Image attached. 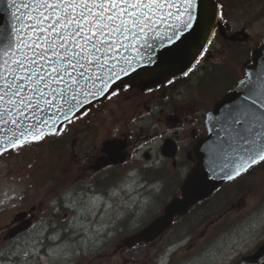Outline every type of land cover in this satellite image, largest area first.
<instances>
[{
    "label": "snow or ice",
    "instance_id": "6c2138e0",
    "mask_svg": "<svg viewBox=\"0 0 264 264\" xmlns=\"http://www.w3.org/2000/svg\"><path fill=\"white\" fill-rule=\"evenodd\" d=\"M176 0H0V12L16 17L19 28L0 33V124L11 123L20 136L39 139L46 124L43 113L55 108L63 114L80 103L81 95H94L91 88H107V81L131 69L141 48L151 52L160 40L149 42L154 25L162 22L163 9ZM192 27L196 0H180ZM179 11V9H178ZM181 13V15L184 14ZM173 14L169 11L168 16ZM15 33V37H13ZM177 33L174 31L172 36ZM171 42V37H166ZM140 47H137V45ZM123 49V52H121ZM134 49L136 55H126ZM195 67V65H193ZM192 68L183 72L187 76ZM171 83V81H169ZM242 86L251 83L242 80ZM40 113L41 115H37ZM5 116L9 120H5ZM36 121L25 127V121ZM52 119V117H49ZM67 119V117H65ZM233 151L243 164L264 161V90L250 91L230 110ZM15 136L9 143H13ZM243 170L238 165L236 173ZM231 179L230 174H226Z\"/></svg>",
    "mask_w": 264,
    "mask_h": 264
},
{
    "label": "rangeland",
    "instance_id": "374dc122",
    "mask_svg": "<svg viewBox=\"0 0 264 264\" xmlns=\"http://www.w3.org/2000/svg\"><path fill=\"white\" fill-rule=\"evenodd\" d=\"M222 1L224 3L225 18H227V21L231 24L232 30L248 33V39L251 37L253 41L258 43L261 42L264 38V0H247V2L241 4L243 7L238 9L229 5L228 2L225 3V0ZM239 37L243 38V35L240 34ZM215 43H218L217 37H215L213 45ZM246 43L247 44L243 45H234L231 47L232 49L227 50V54L223 51L222 54L217 55V58L212 57L214 61L211 63L222 60L225 62L227 58L233 60L231 64L223 66L225 71L232 78L231 85L243 74L244 66L242 63L249 57L247 52L251 49L250 44H252V41L250 40ZM204 67L205 66L199 67L198 70L192 74L194 80L200 78ZM222 78L223 77L218 76L212 83H216ZM198 81L199 82L197 83L190 84V87H187V90L185 89L187 92L189 90L188 88H190V94L193 97L203 96L201 93L203 86L200 80ZM225 82L226 80H222L218 83L220 86L229 83ZM220 86L216 83L215 86L212 87V93L210 94L212 99L215 98L216 94L220 93ZM196 101H199L200 104H202L204 100H190V102L193 103H197ZM110 104L111 100L103 102L98 106V108H101V114L99 115L98 125L95 128L98 130L99 134L106 133L111 135L117 132L121 123L130 118L131 101L129 99H124L122 103H117L115 107H111ZM200 109L201 106L192 112L197 113ZM93 112L94 110L92 113ZM169 123L171 124L172 121ZM190 135L192 136V139H196L193 132H191ZM23 147L24 146H22L19 151H21ZM45 148L46 150H42L41 153L36 147L24 149L21 152L13 151L0 159V246L1 244H5L2 248L0 247V255L2 253L5 254V251L9 250V252H6L9 258L7 260H0V264H133L134 261H138L137 264H151L153 261H151L150 258L145 257V255H153L156 251L157 240L148 243L142 242L136 247H133V245L130 248L127 247V244H122L124 247L117 248V244L123 240L122 238L133 232L124 234L122 238L114 239L117 235L119 237L124 233L121 228L123 222H128V229H130L135 222L144 220V216L147 217L151 212L157 213V211L160 210V203L157 199L162 195H165V190L168 192L167 197H170L171 194H175L178 191L179 182L177 181H173L172 185L167 186L166 189L163 190L162 188L160 189L161 181L153 182L152 180H148L147 176L152 172H155L151 169H143L138 175L133 176V183L124 186L122 189H117L115 195L109 198L111 206L107 205L106 207H102L101 201L99 202L96 197H90L83 201H79V203H82V206H79V213L82 214L78 219H75V217H69L70 222H72L73 225L76 224L78 230L74 229L73 232H69L66 238L59 237L57 232H52L50 237L45 236L46 233L44 232H40L38 234L39 237L34 236V233L37 232L35 229L30 230L17 239L4 238L5 233L16 223V215L22 209L28 212L27 216L36 213L37 218L35 220L39 219V212L32 209L29 211L31 203H26V199H23V196L28 198L29 195H35L32 198V204L41 199V196L39 195L40 193L38 192V189L41 186L31 185L30 178L26 176V172L31 170L30 166H35L33 164L34 162H32L34 154H37L42 160L41 167L45 168V172L50 173L49 168L61 171L62 163L60 161H55L61 160V155H55V149L49 150L47 146ZM183 168L184 166H181L177 173L182 174ZM166 172L172 177V172L169 169H166ZM33 176L45 177V174H42V171L39 169L34 171ZM238 181L241 185H239L238 190L234 191L231 195L235 194L234 197H236L237 194L241 195L243 193L245 199L244 206L246 207H241L240 209H247L246 216L250 214L257 220H255L254 222L256 223L251 226L246 228L243 227V230L240 233L236 232L235 235H240L241 237L245 234V236H247L242 239H246L254 233V230L258 226L259 230H261V232L258 233L259 237L258 235H255L249 237L244 242L242 239L236 241L237 247L242 249V251H245L247 250V247L254 244L258 238L260 239L261 237H264V163L253 168L251 172ZM225 189H227V192L231 191L230 187ZM135 202L136 207H131ZM228 202L229 201L226 203ZM228 204H226L224 208H226ZM131 209L140 214L138 217L132 218V220L130 216L125 215L127 212L131 213ZM228 210H231V207L226 208L224 212ZM71 214H73V216L75 215V213L72 212L70 215ZM42 218H46V216ZM217 223L218 222L216 221L213 224H210L209 219L200 224L197 228L200 232L205 233L204 238L206 239L208 238V234H211V232H214L217 227H220ZM114 227L117 228L115 234L108 239V234L114 231ZM90 229H94L96 233L94 231L90 232ZM197 233V231L190 233L189 237H191V240L194 239V236ZM76 236L80 237L79 239L81 240L78 241V243L81 242L80 244L75 242ZM56 237L66 239V242H63L62 244L60 241L54 243ZM188 240L190 239L188 238ZM47 241H50V243L45 244L48 243ZM240 241L242 242L240 243ZM188 243L189 241H187L186 244ZM102 245H104L102 247L103 249L101 248L102 251L97 250V247ZM169 249L170 251L167 253H170L169 255L180 254V252H175L174 248ZM186 252L177 256L176 260L169 264H183V260L181 259ZM136 255H139V257H135ZM232 255L233 254L220 256L219 264H235L231 259ZM168 256H165V258ZM15 257L16 261H14ZM191 257H193V255L190 253L185 255V258ZM211 260V258H199L194 264H210L209 262Z\"/></svg>",
    "mask_w": 264,
    "mask_h": 264
},
{
    "label": "water",
    "instance_id": "95a60500",
    "mask_svg": "<svg viewBox=\"0 0 264 264\" xmlns=\"http://www.w3.org/2000/svg\"><path fill=\"white\" fill-rule=\"evenodd\" d=\"M185 8L186 5L180 3V0H176L170 9L165 7L163 9L162 22L154 25L156 31L151 33L149 37L150 43L157 35L160 37L155 48L151 52L141 48L140 56L136 57L132 68L126 69L123 73L117 68L116 74L107 81V88H101L99 81H97V88H100V91L91 88V85H89V88L95 94L81 95L78 98L80 103L72 109V112L82 110L95 100L102 99L110 89L134 77H139L142 85L153 86L188 68L204 47L212 27L215 24L221 25V22L217 21L218 5L215 0H196V3L192 6V15L196 19L191 21L192 27L183 28L181 27V21L188 19L187 13L184 12ZM169 11L173 14L170 17L168 16ZM23 12L24 9L22 7L19 11L13 8L11 13H14V15L0 12V33H3L4 30L11 32L13 27L19 28L20 25L17 23L16 17L20 16ZM182 12H184L183 15H181ZM174 31L177 34L172 36ZM239 34L243 35L241 40L248 38V34L243 31H240ZM236 35L230 36L229 39H238ZM13 37H15V33H13ZM166 37H171V42ZM137 47H140V45L138 44ZM121 52H123V49H121ZM125 54L129 56L136 55L134 49L129 50ZM246 80H250L251 83L242 86L240 81L229 93L217 101L213 110L208 113L206 121L208 133L206 137L198 142L194 149L197 162L191 168L181 185V196L172 198L165 205L161 215L139 232L128 236L126 238L128 240L124 241L125 244L132 245L138 241L152 240L170 225L175 214L185 213L193 203L206 197L219 184L226 180V174L236 171L238 165H242L243 167L244 164L233 151L232 138L235 133L230 126L228 113L230 110H235L243 102V97L248 95L250 91L264 90V41L252 52V62L247 66V74L244 81ZM68 113L70 112L61 114L53 108L43 113V120L46 121V124L39 126L43 128V131L48 129L53 130ZM37 115L41 114L38 113ZM49 117H52V119H49ZM5 120H9V117L5 116ZM33 123H36V121L29 119L25 121V127ZM13 136H15V140L13 143H9L8 141ZM32 138L30 135L21 137L20 129L13 126L10 122L0 124V153L15 144ZM228 141V158L220 162ZM231 165H236V167L230 169ZM28 225L29 221H26L21 226L12 227L7 236L15 235ZM255 257L250 260H256L257 258L255 259Z\"/></svg>",
    "mask_w": 264,
    "mask_h": 264
},
{
    "label": "flooded vegetation",
    "instance_id": "af4514ba",
    "mask_svg": "<svg viewBox=\"0 0 264 264\" xmlns=\"http://www.w3.org/2000/svg\"><path fill=\"white\" fill-rule=\"evenodd\" d=\"M218 41L222 43L220 38ZM218 45L215 43L214 47ZM207 55L211 56V52L209 51ZM170 81L171 83L167 82L149 89L124 86L116 90L109 99L110 106L115 107L117 103L129 99L130 118L122 122L117 132L111 135L99 134L96 130L101 114V108L96 107L93 113H85L66 123L60 130L58 138H49L51 145L56 142L61 149V160L55 161L62 163L65 178L60 185L45 188L56 180L53 176L49 177L40 183L44 189L41 187L38 189L41 199L34 203L33 210L39 212V219L49 214L45 221L48 230L59 232L67 230L68 225L65 222L67 204L64 202L62 192L68 184H71L73 191H79L77 184L92 183L96 192L110 195L115 193L118 168L127 169V173L129 169L138 167H162L174 170L173 176H176L181 166L185 169L191 165L193 159L191 148L196 139H192L190 133L193 132L196 138L200 137L197 134L202 133V108L207 103V95L203 88L201 91L203 96L200 95L202 97H193L190 88L186 92L190 84L199 82L194 80L193 76ZM201 84L206 87L203 82ZM195 99L204 101L202 104L199 101L190 102ZM199 106L201 109L193 113L192 111ZM114 138H118V144L123 145L120 152L124 156L122 162H116L118 159L116 144H104ZM166 140L171 141L164 144ZM172 141L175 143V153L171 157L163 156L162 152L170 154ZM36 218L37 214L34 213L33 222L39 220H35Z\"/></svg>",
    "mask_w": 264,
    "mask_h": 264
},
{
    "label": "trees",
    "instance_id": "16d2710c",
    "mask_svg": "<svg viewBox=\"0 0 264 264\" xmlns=\"http://www.w3.org/2000/svg\"><path fill=\"white\" fill-rule=\"evenodd\" d=\"M219 1V0H218ZM226 2H229L231 5H240V4H243L245 2H247V0H225V3ZM220 3L224 6V3L222 0H220ZM221 12L223 13L224 12V9L222 8Z\"/></svg>",
    "mask_w": 264,
    "mask_h": 264
}]
</instances>
